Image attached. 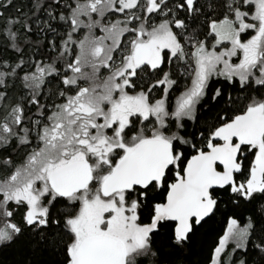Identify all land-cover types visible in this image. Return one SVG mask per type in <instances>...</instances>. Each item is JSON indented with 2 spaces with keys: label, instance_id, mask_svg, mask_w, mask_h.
<instances>
[{
  "label": "snow or ice",
  "instance_id": "6c2138e0",
  "mask_svg": "<svg viewBox=\"0 0 264 264\" xmlns=\"http://www.w3.org/2000/svg\"><path fill=\"white\" fill-rule=\"evenodd\" d=\"M225 209L207 264H264V0H0V248L174 264Z\"/></svg>",
  "mask_w": 264,
  "mask_h": 264
},
{
  "label": "trees",
  "instance_id": "16d2710c",
  "mask_svg": "<svg viewBox=\"0 0 264 264\" xmlns=\"http://www.w3.org/2000/svg\"><path fill=\"white\" fill-rule=\"evenodd\" d=\"M19 2L24 3L25 0H19ZM12 11L14 12V10ZM33 39H42V37L33 35ZM48 39H51V36ZM219 86L221 84L216 82L214 78L211 89ZM221 207L222 209L224 208L223 205ZM256 208L258 210V205ZM229 214H231L230 211L226 209L223 211V214L218 212L212 219L197 228L188 252L183 254L177 253L175 256L168 258L174 264H207L210 250L218 240L219 235L222 234L226 226V216ZM249 214H252L251 209L244 213L245 216ZM260 222L264 223V220ZM47 259L49 257L46 252H42L40 249L33 250L27 245L0 248V264H28L29 261H31V264H41V262Z\"/></svg>",
  "mask_w": 264,
  "mask_h": 264
},
{
  "label": "rangeland",
  "instance_id": "374dc122",
  "mask_svg": "<svg viewBox=\"0 0 264 264\" xmlns=\"http://www.w3.org/2000/svg\"><path fill=\"white\" fill-rule=\"evenodd\" d=\"M178 94V93H177Z\"/></svg>",
  "mask_w": 264,
  "mask_h": 264
}]
</instances>
